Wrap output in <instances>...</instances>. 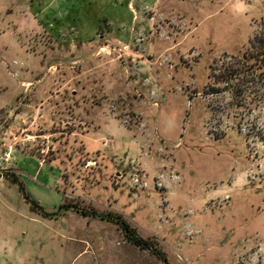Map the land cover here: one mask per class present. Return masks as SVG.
Instances as JSON below:
<instances>
[{"label": "rangeland", "instance_id": "obj_1", "mask_svg": "<svg viewBox=\"0 0 264 264\" xmlns=\"http://www.w3.org/2000/svg\"><path fill=\"white\" fill-rule=\"evenodd\" d=\"M263 46L264 0H0V264H264Z\"/></svg>", "mask_w": 264, "mask_h": 264}, {"label": "built area", "instance_id": "obj_2", "mask_svg": "<svg viewBox=\"0 0 264 264\" xmlns=\"http://www.w3.org/2000/svg\"><path fill=\"white\" fill-rule=\"evenodd\" d=\"M33 141V136L27 132L20 131L18 134H14L9 138L3 137L0 139V177L8 175L11 173L10 165L12 163L13 156L17 151L26 147L27 143ZM133 170L134 172L129 177V182L131 187L136 190H143L148 187V181L145 174L140 173L139 163L132 159ZM173 178H177L176 174L172 175ZM165 174L159 173L152 179V188L156 190L160 189L163 186L165 181Z\"/></svg>", "mask_w": 264, "mask_h": 264}, {"label": "trees", "instance_id": "obj_3", "mask_svg": "<svg viewBox=\"0 0 264 264\" xmlns=\"http://www.w3.org/2000/svg\"><path fill=\"white\" fill-rule=\"evenodd\" d=\"M259 55L261 57L264 58V46H263V50H261L259 52ZM243 72V71H242ZM239 72V73H242ZM236 72V76L239 74ZM231 74L233 73H228L226 75V79H229L231 77ZM15 182H17V180H15ZM24 198L27 202H30L31 200H29V196L24 194ZM30 205V204H29ZM30 210L37 212L41 217L44 218H53L55 216V213H49L47 211H45L43 209V212H38L37 210H35V208L33 206H29ZM66 205H59L57 208H66ZM77 210V209H76ZM79 213L81 214V216L86 217V216H95V217H100L104 216L103 219L107 220L108 222H112L114 224H116L123 232L124 237L128 240L129 243L133 244L134 246L140 248V249H152L153 246L152 244L146 242V241H142V239L135 237V233L133 232V230L129 227V224L127 223V221L125 219H123L120 215L118 214H113V213H106L105 215H101L95 211H92L90 213V215L88 213H84L83 211H79ZM102 219V218H101ZM159 251H157V254Z\"/></svg>", "mask_w": 264, "mask_h": 264}, {"label": "crops", "instance_id": "obj_4", "mask_svg": "<svg viewBox=\"0 0 264 264\" xmlns=\"http://www.w3.org/2000/svg\"><path fill=\"white\" fill-rule=\"evenodd\" d=\"M3 134V132L0 134V136ZM24 148H22V150H23ZM22 150L20 149L19 151H17V152H19V153H21L22 155H24V156H27V154H25L24 152H22ZM16 152V153H17ZM15 153V154H16ZM16 159H15V155L13 156V159H12V163H11V165H10V169L12 170L13 169V171L15 172V176H16V174L19 172V170H18V168H16ZM40 166H43V167H45V165H44V163H43V161H38V167H40ZM56 189V188H55ZM57 190V189H56ZM57 192H61V191H59V190H57ZM61 195H62V198H63V194H62V192H61ZM62 203V201L61 202H59V204H61ZM30 205L28 204V209H29V211L31 212V213H33V215H35L34 216V218H37V220H38V222L40 223V224H42V225H44V227H46L47 229H48V225H47V223H45V221L44 220H54V221H56V220H60V218H62V216H64V215H60L58 212H52V213H55V216L53 217V218H44V217H41L37 212H35V211H32V210H30V207H29ZM53 207H51V206H49L48 208H46V211H50L51 209H53V208H55L56 207V205H52ZM68 212V211H67ZM72 215L73 213H71L70 211L68 212V215ZM74 242H75V240H74ZM77 243L79 242V240L78 241H76ZM77 247V252H76V256H78V255H80L81 253H84L85 251H83V250H81V248H80V246L78 245V246H76ZM75 247H74V245H73V250H75L74 249Z\"/></svg>", "mask_w": 264, "mask_h": 264}, {"label": "water", "instance_id": "obj_5", "mask_svg": "<svg viewBox=\"0 0 264 264\" xmlns=\"http://www.w3.org/2000/svg\"><path fill=\"white\" fill-rule=\"evenodd\" d=\"M29 204L35 208L38 212H43V208L39 206L36 202L30 201ZM163 264H167L166 260H163Z\"/></svg>", "mask_w": 264, "mask_h": 264}]
</instances>
